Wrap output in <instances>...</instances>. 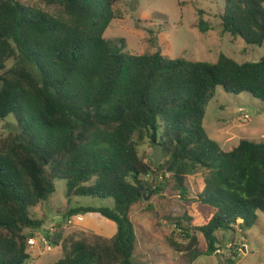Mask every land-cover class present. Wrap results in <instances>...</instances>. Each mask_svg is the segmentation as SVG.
<instances>
[{
    "label": "trees",
    "instance_id": "1",
    "mask_svg": "<svg viewBox=\"0 0 264 264\" xmlns=\"http://www.w3.org/2000/svg\"><path fill=\"white\" fill-rule=\"evenodd\" d=\"M120 1L42 0L56 8L49 13L0 0V120L16 121L0 141V264H32L28 239L45 225L33 210L57 181L69 202H113L78 211L111 221L117 233L112 247L75 242L54 264H135L132 208L161 190L160 178L164 190L189 201V178L203 175L196 200L213 217L196 227L184 214L175 225L185 242H171L190 264L215 255L220 235L248 231L264 214V143L242 140L226 152L203 126L219 88L264 104V57L239 63L220 54L211 63L124 52L105 38ZM223 2V32L264 46V0ZM148 146L164 150L158 168L142 155ZM46 238L58 247L63 233Z\"/></svg>",
    "mask_w": 264,
    "mask_h": 264
},
{
    "label": "rangeland",
    "instance_id": "2",
    "mask_svg": "<svg viewBox=\"0 0 264 264\" xmlns=\"http://www.w3.org/2000/svg\"><path fill=\"white\" fill-rule=\"evenodd\" d=\"M16 1L49 13L56 11L42 0ZM114 10L116 19L105 38L123 45L122 50L133 55L160 53L172 60L211 63L216 62L220 54L239 63L258 62L264 57V46H248L243 39L223 32V0H121ZM201 20L206 32L199 27ZM203 126L209 138L226 152L242 140L264 143V104L249 94L232 95L219 88L209 102ZM15 127L13 116L0 120V141L8 138ZM155 150L152 146L142 149L147 163H154ZM188 181L189 201L164 190L160 178L157 185L161 190L132 208L131 220L137 233L135 264H190L184 254L177 253L171 246L172 240L185 242L175 221L187 214L193 219L194 226L201 227L211 220L214 209L196 200L204 189L202 173ZM109 202L91 198H74L69 202L66 183L57 181L55 194L33 210L34 219L45 221V225L32 232L31 237L37 242L36 246L29 247L32 264L56 263L75 242L112 247L117 233L115 224L98 214L78 211L87 206L112 207ZM59 230L63 233L60 246L52 247L49 241L46 244L41 241L49 234L53 237ZM236 232L220 235L219 251L210 257L203 256L193 264H227L229 260L236 261L235 264H264V214L250 230L237 227ZM29 233L31 231L25 234ZM197 237L200 250L205 252L203 236L198 233Z\"/></svg>",
    "mask_w": 264,
    "mask_h": 264
},
{
    "label": "water",
    "instance_id": "3",
    "mask_svg": "<svg viewBox=\"0 0 264 264\" xmlns=\"http://www.w3.org/2000/svg\"><path fill=\"white\" fill-rule=\"evenodd\" d=\"M154 166L158 168L159 165L163 162L164 159V150L163 148L156 149L153 154Z\"/></svg>",
    "mask_w": 264,
    "mask_h": 264
},
{
    "label": "built area",
    "instance_id": "4",
    "mask_svg": "<svg viewBox=\"0 0 264 264\" xmlns=\"http://www.w3.org/2000/svg\"><path fill=\"white\" fill-rule=\"evenodd\" d=\"M81 218L82 217H80L78 219H81ZM41 241L43 243H45V244L48 243V239L46 237L45 238H42ZM28 245L31 246V247H33V246H36L37 245V242L35 241L34 238H30V239H28Z\"/></svg>",
    "mask_w": 264,
    "mask_h": 264
}]
</instances>
